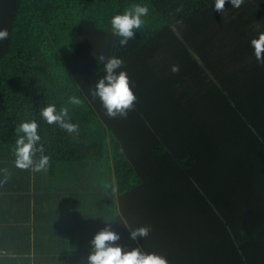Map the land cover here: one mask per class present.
I'll list each match as a JSON object with an SVG mask.
<instances>
[{
	"label": "trees",
	"instance_id": "16d2710c",
	"mask_svg": "<svg viewBox=\"0 0 264 264\" xmlns=\"http://www.w3.org/2000/svg\"><path fill=\"white\" fill-rule=\"evenodd\" d=\"M135 3H146L149 14L141 28L134 30L135 37L121 45L111 31L110 19ZM198 15L212 22L222 40L234 45L240 38L246 41L264 33V0H242L239 7L225 0L222 11L214 8L212 0H0V28L9 32L0 41V169H7L6 179L0 171V264H81L88 255L89 241L105 222H111L120 233L116 243L148 247L138 238L129 239V228L118 220L130 219L139 206L136 196L149 192L150 186L155 193H145L144 203H155L151 198L158 195L164 197L168 188L162 184L160 189L154 187L152 176L144 172L147 169L139 171L152 161L160 169L162 160L180 169L179 176L185 177L182 183L196 185V196L188 202L191 210L205 209L213 217L214 235L207 242L213 252L205 255L189 249L184 261L177 260L183 254L176 259L175 254L165 253L170 261L254 264V251L264 252L263 138L260 151L250 142L239 156L227 153L216 132L226 113L220 99L214 101L218 110L182 124L180 118L186 121L198 115L195 106L192 104V110L181 106L182 117H166L160 98L142 90L151 87L142 77L133 83L136 100L126 116H108L99 98L91 95L96 80L104 75L103 63L97 59L100 55L120 57L127 74H145V70L131 69L130 61L136 59L135 68L149 63L156 68L162 65L165 74L186 75V87L182 79L175 82L178 92L180 86L186 89L180 92L182 100L191 97L190 84L198 92L205 80L207 85H217L198 64L186 68L182 59L183 70L179 66V71L172 72L160 59V54L167 53L168 58L175 51L169 50L174 36H156ZM250 45L244 46V55L248 50L251 53ZM149 48L152 56L146 51ZM139 52L145 57L138 56ZM196 73L204 79L194 80ZM247 75L251 74L243 73V77ZM237 76L222 85L229 111L256 103L257 114L264 119V112L258 110L264 108V93L257 94V100L251 93L243 96L248 88L237 91ZM70 96L79 97L81 103H70ZM47 104H55L57 111L66 107V118L78 129L68 133L55 122L44 121L39 111ZM247 119L252 122L251 116ZM26 120L37 122L38 143L49 156L46 169H21L14 164V129ZM39 155L37 152L35 158ZM254 169L260 171V187L254 184ZM171 179L172 193L177 195L180 187L176 188L173 175ZM166 204L174 201L167 199Z\"/></svg>",
	"mask_w": 264,
	"mask_h": 264
},
{
	"label": "clouds",
	"instance_id": "9594fccd",
	"mask_svg": "<svg viewBox=\"0 0 264 264\" xmlns=\"http://www.w3.org/2000/svg\"><path fill=\"white\" fill-rule=\"evenodd\" d=\"M233 7H239L242 0H228ZM212 5L218 11L225 8V0H212ZM149 14V7L146 3H135L130 9L114 14L110 19L111 31L119 37V43L125 45L129 39L134 38L136 32L145 22ZM9 32L6 28H0V41L8 38ZM253 54L260 64L264 65V33L258 38L251 40ZM97 59L103 63L104 75L96 80L91 95L98 97L102 107L108 116H126L128 110L133 108L136 96L129 83L127 72L121 68L123 60L118 56L105 57L100 55ZM172 72L179 71V65L171 66ZM69 102L80 104L77 96H70ZM41 118L49 124L55 122L60 128L68 133L78 129L76 123L67 119L68 109L62 107L57 111L55 104H47L39 111ZM35 120L21 121L14 131L17 133L14 152V164L21 169L40 171L46 169L49 164V156L44 153V145L38 143L41 139L37 131ZM39 152L38 158L35 154ZM4 172V179L7 178V169H0ZM107 187V185H105ZM112 192L117 188L112 186ZM119 224L130 228L129 239L136 240L148 235L150 227L140 225L132 227L128 220L121 218ZM120 233L117 232L111 222H105L104 227L97 230L89 241L90 248L88 255L81 264H168L167 259L156 253L142 251L138 246L121 245L116 243L120 240Z\"/></svg>",
	"mask_w": 264,
	"mask_h": 264
},
{
	"label": "crops",
	"instance_id": "0c3cea01",
	"mask_svg": "<svg viewBox=\"0 0 264 264\" xmlns=\"http://www.w3.org/2000/svg\"><path fill=\"white\" fill-rule=\"evenodd\" d=\"M223 40L225 41L226 44L223 46V48L226 49L225 54L223 55V58L226 60L224 65L230 68L231 66H233V61H234L236 67L234 73L232 74H239V73L251 74L250 76L248 75L244 76L243 80H241L239 76H237V80H238L237 82L238 84L236 87L237 91L240 92V90H246L245 88H248L243 93V96L245 93H251L254 100H257V94H259L260 96L261 93H264V89H261L264 88L263 86L264 83H262L264 81V65L257 62L253 54V49L251 53L248 50L246 52V55H244L245 53L244 46L245 45L249 46L252 39L244 41L243 39L240 38L235 41V45L232 42L229 43L228 40L225 39ZM161 67L162 65H160V68ZM160 68H156L154 64L145 63V64H140L136 69L145 70V74H165V71L160 70ZM247 82L249 83V85H251L250 87L245 86L247 85ZM171 87L174 90L176 88L175 84L171 85ZM180 90H181V86H180ZM175 91L177 94H179L178 98L180 99V103H181L182 100L181 94L180 92H178V90ZM150 92L154 93L155 96H158V98H160V101L164 100V93H162L164 91H162V86H160L159 88L153 86V90H151ZM187 98L189 99V97ZM173 103L175 105H180L178 101H173ZM256 107H257L256 103H252L250 107H246V108L244 107L243 109H240L237 105V111H233V112H236L234 116L237 117V123L239 120L240 126L247 127V128L245 127L239 128V131L243 130V134L247 135L244 138L247 139L250 138L249 141L252 142L253 147H255L258 151H260L261 148L260 143L262 141L261 138L264 139V119H262V116L257 114ZM258 110H262L264 112V108ZM197 114L198 115H196V117L194 118H188L186 119V121L182 120L183 123L186 122L188 124V122H190L192 119L198 120L197 117L198 116L200 117L202 114L201 112H197ZM247 116H251V121L253 123L248 121ZM245 123H247V125ZM182 124L179 126H182ZM249 129L252 131H250ZM254 132L259 137L256 136ZM245 147L246 145H244V147L241 148L240 151H245L246 150ZM261 162L263 163V161ZM169 163L172 164V162ZM169 163L162 160L161 168L160 169L154 168V171H152L155 165L154 161H152V164H150L149 166L146 167L144 166L142 168H146L147 170L149 169V172L152 173L151 182L154 183V187L159 189H160L159 184H162L163 187L166 186L168 188V183H173V179H171V175H173L175 178L174 183L176 184V188L177 185L180 187L179 194H177V199L173 200L171 198L170 195H172L173 193H171L168 188L163 198L159 197L158 195L156 196L155 199L151 198L152 200L155 201V203H151V202L148 204L147 202L144 203L143 200L145 193L149 194L150 191L152 190V186H150L149 192L139 193L136 196V200L139 206L137 210L136 208L134 209L133 213L129 217L130 219H128V222L132 227H136L140 225H148L150 227V231L148 235L143 238L138 237L139 240L143 241L146 244V246H148V247H144L142 250L146 252H156L164 256L168 262L170 260L164 254L165 253L169 254V252L175 254L174 256L176 257V259H177L176 255L178 254L185 255L184 258L181 257L178 258L177 260L179 261H184L187 259L189 249L191 252L197 250L200 252L202 251V253H204L205 255H209L211 254V252H213V249L211 246L209 247L207 245V242L209 240L211 242L214 235L213 230L211 228L213 224L212 222L213 217L211 215V212L205 211V209H203L202 212V210H199L198 208H195L193 211L191 210V207L188 206V204L191 203L192 199L196 196V189H197L196 185L193 182L182 183L185 177L183 175L182 177L179 176L180 169L177 170V168L175 167H170ZM181 170L183 171V168H181ZM259 172L260 171H256L254 169L253 180L256 187H260L261 185L259 182L260 179L258 178L260 177L258 174ZM153 176L155 178L154 182H153ZM151 193H155V192L151 191ZM162 199L165 200L163 201ZM167 199L174 201V204L172 205L174 207V210L172 209L173 211H170L167 208L168 205L166 204ZM155 204L156 207H153V205ZM128 206L132 207V204L130 203ZM177 207H181L183 209ZM182 242H185L186 245H181ZM187 242L192 244L193 250L187 244ZM199 243L202 245V247H200L201 245L198 246ZM165 245H168V249H165ZM253 262L254 264H264V252L255 250ZM169 263L174 264L173 261H170Z\"/></svg>",
	"mask_w": 264,
	"mask_h": 264
},
{
	"label": "rangeland",
	"instance_id": "374dc122",
	"mask_svg": "<svg viewBox=\"0 0 264 264\" xmlns=\"http://www.w3.org/2000/svg\"><path fill=\"white\" fill-rule=\"evenodd\" d=\"M211 23H209L208 21L201 20L200 16L198 15L195 16L193 20L182 22L178 25H175L174 29H170L167 34H166L167 30L165 33L164 31L161 32L160 34H158V36H156V38H163V37L170 38L171 36H174L173 38H171L172 41H170L169 43L170 45H172L171 48L172 47L173 48L169 50H175V51H173L171 55L168 54V58L166 56L167 53L164 54L159 53L161 57L160 59L162 60L165 66L173 65L171 63L172 61L171 62L169 61V58H171L173 62L174 60L177 61V63H179V66L182 70H183L181 64L182 59H183V64L185 65L186 68L193 67L195 66V64H198L200 67L202 66L204 70L209 73L207 74L208 77L210 76L211 78H213L217 85L214 86H211L210 84L207 85V81L205 80L204 83L205 86L202 87L203 89H201L202 92H198L195 90L196 86L193 85L190 87L191 85L190 84L187 90L189 91V96L191 97L189 99L186 98V100H181L180 103V99L178 98L179 94H177L172 87L171 90L169 91L168 85L172 83L175 84V82L180 79H182V82L184 84L185 80L183 79V77L186 78V75L184 74H128L129 83L130 86L133 87V83L138 81V77H142L144 82H149L148 84L149 87L151 84L150 88L142 89L145 90L146 92H150L151 90H153V86L158 88L162 86V91H164L162 92L164 93V100L160 101L162 104L160 105V109H162L161 111H163V114L166 117H169L170 114H176L179 117H182L181 106H184L186 108L189 107V109H191L192 104L193 107L195 106L194 111L201 112L202 115L206 111L210 113L211 110H218L219 107L216 106L218 104H215L216 102L214 101L220 99L221 101L220 104L224 108L226 113L224 114L225 116L222 115L220 119L221 121L220 125L216 128V132H220L219 136H220L221 144L223 145V148L227 151V153L229 154L236 153L238 156V152L240 151L241 148L244 147V145L250 146V141H249L250 138L248 139L244 138L247 135L243 134V130L239 131V128H244V127L247 128V127L240 126L239 120L237 123V117L234 116L236 112L229 111L230 108H229L228 100H226L225 96H223L222 98V93H223L222 85H225L226 82L229 83V81L232 80L234 75L232 73H234L235 71L236 64L233 61V66H231L230 68L224 65L226 60L223 58V55L225 54L226 49H224L223 46L226 44L224 40L221 41L222 33H218L219 31H216V29H214L213 27V24ZM231 42L232 41H229V43ZM158 49L161 50L160 47ZM146 51L150 53V56H152L151 48L147 49ZM138 56H140L141 58L145 57V55L142 52H139ZM165 57L167 58L166 62L164 61ZM135 61L136 59L130 61L131 69H136ZM237 75H239V78L241 80L244 79L243 73H239ZM193 79L197 80L198 82L199 80L204 79V76L203 74H197ZM187 82L188 81L185 82L184 87H186ZM185 90L186 89H181V90L179 89V92H183ZM173 101H178V103L181 106L175 105ZM218 116L216 118H218ZM180 122L183 123L182 118H180ZM154 168L155 167H153L152 171H154ZM142 169H146V168H142V166L139 167V171H142ZM144 172L149 173L152 176V173L149 172V169ZM173 187H174L173 183H168V188L171 193L173 192ZM170 196L173 200L177 199L176 194H172ZM167 208L170 211L174 210V207L169 204ZM177 208L183 209L181 207H177Z\"/></svg>",
	"mask_w": 264,
	"mask_h": 264
}]
</instances>
